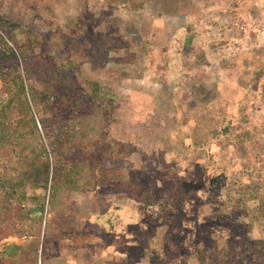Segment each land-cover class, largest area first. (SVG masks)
<instances>
[{
  "label": "rangeland",
  "instance_id": "obj_1",
  "mask_svg": "<svg viewBox=\"0 0 264 264\" xmlns=\"http://www.w3.org/2000/svg\"><path fill=\"white\" fill-rule=\"evenodd\" d=\"M0 22L17 60L67 90L69 139L49 151L50 192L26 183L35 199L13 200L26 231L0 240V260L203 264L196 251L226 250L231 231L264 240V0H0ZM85 78L100 90L76 114Z\"/></svg>",
  "mask_w": 264,
  "mask_h": 264
},
{
  "label": "trees",
  "instance_id": "obj_2",
  "mask_svg": "<svg viewBox=\"0 0 264 264\" xmlns=\"http://www.w3.org/2000/svg\"><path fill=\"white\" fill-rule=\"evenodd\" d=\"M8 26L9 23L2 26L0 22V29L3 30L0 34V82L4 96L3 103H0V191L4 193L3 198H9L8 201H0V240L11 234L24 235L26 230L16 214L17 207L13 202L16 200L22 203L28 198L35 199L34 196H28L26 183H29L28 189L33 191L38 184L43 191L50 192L51 181L56 179L60 170L51 166L49 151H57L69 142L66 131L68 127L63 116L65 106L60 102L62 98L67 101V90L64 89L62 93L55 90V71L36 62L34 55L23 56L21 62L17 60V51L7 43L12 39L11 32L7 30ZM69 50L75 56L80 55L81 49L76 43H71ZM134 56L130 52L122 60L129 62ZM121 76H125L123 72L119 78ZM115 81H110L112 86L109 87L113 90ZM99 83V79L87 78L80 82L81 91L75 96L77 110L74 113L82 114L87 106L93 105L98 98ZM47 85L49 89L46 88ZM72 85L74 84L70 86ZM33 96L49 102V106L43 109L48 110L50 115H40L41 111H35L38 108L33 106ZM58 105L63 106V110L58 111L55 108ZM45 139L49 141L48 148ZM230 233L232 239L226 240V250L212 247V252H208L205 247L196 251L199 262L236 264L232 260L235 255L246 264L252 253H255L252 250H257L260 256H264V240L250 238V242L257 246L254 249L245 248L236 244L239 242L235 241V232ZM0 262L13 264L8 257H5V261L1 258Z\"/></svg>",
  "mask_w": 264,
  "mask_h": 264
},
{
  "label": "crops",
  "instance_id": "obj_3",
  "mask_svg": "<svg viewBox=\"0 0 264 264\" xmlns=\"http://www.w3.org/2000/svg\"><path fill=\"white\" fill-rule=\"evenodd\" d=\"M116 209V208H115ZM116 224H117V222H115V226H116ZM115 226H114V228L113 229H110V230H108L109 232L111 231V232H113L114 233V236H116V237H119V234H118V232L116 231L117 229H115ZM120 236H122V235H120ZM108 246L110 247V248H112V247H114V249L116 248V246H114V245H111V244H109L108 243ZM124 258H122L121 260H123ZM81 261L82 260H77V258L75 259V260H71V262H68L67 264H82L81 263ZM93 261V260H92ZM100 264V263H97V262H90V263H88V264ZM139 263V262H138ZM137 263V264H138Z\"/></svg>",
  "mask_w": 264,
  "mask_h": 264
}]
</instances>
